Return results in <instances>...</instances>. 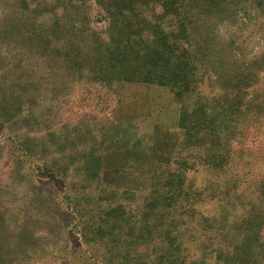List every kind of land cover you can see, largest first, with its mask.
<instances>
[{"label":"rangeland","instance_id":"374dc122","mask_svg":"<svg viewBox=\"0 0 264 264\" xmlns=\"http://www.w3.org/2000/svg\"><path fill=\"white\" fill-rule=\"evenodd\" d=\"M0 264H264V0H0Z\"/></svg>","mask_w":264,"mask_h":264},{"label":"crops","instance_id":"0c3cea01","mask_svg":"<svg viewBox=\"0 0 264 264\" xmlns=\"http://www.w3.org/2000/svg\"><path fill=\"white\" fill-rule=\"evenodd\" d=\"M124 141V139H122ZM123 150H117L114 153H112L113 159L119 158L118 161L111 162V158H108V161H105V165H100L98 167H95L96 172H107L112 173L116 179L119 180V182H115L116 186H125L126 188H133L136 193L142 195V199L146 201L145 205L148 208L149 202L154 199V195L150 194L149 190L151 189V181L146 178H140L138 181H132L131 173L134 170L140 169L142 166H139L141 163L138 162V159L136 156H127L126 154L118 155V153H121ZM97 153H101V149L97 150ZM123 153H128L126 151H123ZM99 162V161H98ZM97 162V163H98ZM112 164H110V163ZM109 163V164H108ZM108 164V165H107ZM129 176V177H128ZM145 179V180H144ZM141 188H140V187ZM146 187V188H144ZM126 188H123L121 191L122 193L126 192ZM144 191V192H143ZM126 194V193H125ZM151 195V196H150ZM154 207V206H152ZM144 208H139V212H143Z\"/></svg>","mask_w":264,"mask_h":264},{"label":"trees","instance_id":"16d2710c","mask_svg":"<svg viewBox=\"0 0 264 264\" xmlns=\"http://www.w3.org/2000/svg\"><path fill=\"white\" fill-rule=\"evenodd\" d=\"M138 162L141 163L139 166L142 167L138 170L132 171L131 174L133 175H131L130 177L132 178V181L135 182L140 178H146L147 180L149 179L151 181V189L149 190V192L150 194L154 195V199L149 202L148 206L152 212H159L158 210L160 209V205L157 204L156 207H152V203L164 202L165 199L167 202L169 201V198L167 197L170 196L171 192L168 187L169 183L168 181H166V179L169 178V174L168 172L155 169L156 167L154 165H152V168H150V163L146 160L138 159ZM172 175L173 174H170V176ZM165 185L167 186V188L165 187Z\"/></svg>","mask_w":264,"mask_h":264}]
</instances>
